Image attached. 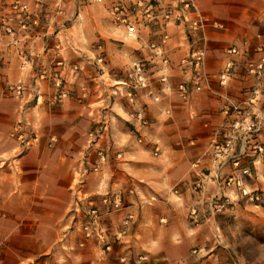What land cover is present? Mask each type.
I'll list each match as a JSON object with an SVG mask.
<instances>
[{"label": "crops", "instance_id": "1", "mask_svg": "<svg viewBox=\"0 0 264 264\" xmlns=\"http://www.w3.org/2000/svg\"><path fill=\"white\" fill-rule=\"evenodd\" d=\"M26 1L32 5L34 0ZM139 1L146 2L43 0L37 9L39 25L23 29L13 20L10 34L2 22L13 0H0V121L13 120L0 123V158L7 159L0 168V264H25L57 253L84 257L91 247L104 251V241L98 236L85 239L80 224L88 200L105 194L122 199L120 209L103 217L117 254L133 252L137 257L142 249L152 248L158 264H222L225 260L224 245L200 237L203 222L210 219L206 216L225 197L212 179L210 154L224 119L223 102L206 91L192 92L187 99L176 91L189 73L183 60L199 39L185 23L153 22L134 36L113 22L111 6L120 2L128 18L138 24L143 11ZM196 3L208 18L206 66L213 86L238 101L253 100L248 106L253 111L264 108V75L256 78L245 71L246 62L258 57L256 47L264 42V0ZM150 40L161 44L170 58L168 82H159L158 62L149 64L148 87L141 89L132 105L118 90L132 62L149 58ZM98 45L103 65L95 60ZM230 46L245 51L229 55ZM228 60L234 67L227 84L221 86L217 74ZM54 76L61 78L69 94L50 105L47 100L57 91ZM19 83L21 95L14 90ZM137 108L149 119L144 129L130 118ZM103 117L109 122L102 130V144L110 142L111 152L100 170L94 171L97 148L89 140L92 124ZM20 118L30 125L36 140L16 155L17 141L10 132ZM140 134L142 142L137 140ZM154 138L161 140L158 155L150 144ZM258 139L264 142V129ZM241 146L238 139L236 150ZM246 157L255 159L250 147ZM197 160L207 174L203 189L195 187ZM253 169L248 183L264 188L260 177L264 162L256 161ZM229 170L226 165L224 172ZM232 194L225 191L228 197ZM129 213L133 219L125 226Z\"/></svg>", "mask_w": 264, "mask_h": 264}, {"label": "built area", "instance_id": "2", "mask_svg": "<svg viewBox=\"0 0 264 264\" xmlns=\"http://www.w3.org/2000/svg\"><path fill=\"white\" fill-rule=\"evenodd\" d=\"M43 0H34L31 5L26 0H13L10 4L9 12L4 15L3 29L7 33H13V28L9 22L16 20L23 29H28L33 26H38L40 17L37 9L41 7ZM138 6L143 7L142 18L138 24L133 23L125 14V7L116 2L111 6L110 12L113 16V22L117 26H124L129 35H136L140 27L148 26L153 22L166 23L177 20L185 23L189 29L198 34L199 39L192 45L189 56L184 58L183 62L187 64L189 73L186 78L177 84L176 91L180 97L187 99L192 92L206 91L222 100V113L224 119L216 131L213 138L210 154L214 161L213 180L219 194L225 196V191L235 194L241 199L262 202L264 201V190L252 188L248 183V179L252 177L251 166L245 160L248 147L251 148L255 155L252 161L254 164L260 160L264 162V142L258 139V135L264 129V108L253 109L248 108L253 105V100L238 101L229 94L216 89L213 86V76L208 72L206 66L208 38L206 35V27L208 18L203 14L196 0H146L139 1ZM3 17V16H2ZM0 22V25L2 24ZM164 37H167L165 34ZM244 46L248 45V41L243 42ZM100 54L96 57V62L100 65L104 64V54L102 46H97ZM150 49L149 58L146 60H134L130 69L127 72L126 79L122 83L123 87L118 90L126 100L135 105L138 101L139 93L142 88L148 87V65L158 62L160 64L159 82L166 85L168 82V69L170 68V58L167 55L163 46L154 40L148 42ZM245 51V50H244ZM243 49L237 46H230L226 53L236 55L244 52ZM258 57L248 60L245 64V71L248 75L260 78L264 75V42L256 47ZM25 59L23 63H26ZM234 63L228 60L221 71L217 74L219 85L227 84L231 76ZM77 65L73 66L76 70ZM53 84L57 87V91L50 96V104H54L57 100L67 97L69 91L63 87L60 77L54 76ZM22 85L19 83L14 90L17 94L22 93ZM40 96L37 95V101ZM155 101L159 100V95L153 97ZM104 118V117H103ZM130 118L138 128H146L149 125V120L144 114L142 108H137L130 113ZM100 129V127H99ZM98 129V130H99ZM11 136L17 141L16 148L13 152L18 155L20 152L29 148L36 140V136L27 128V124L19 119L13 126ZM53 139V138H51ZM240 139L242 146L236 150V141ZM139 142L143 141L142 134L137 136ZM91 141V139H90ZM152 152L158 155L161 152L160 138H154L151 142ZM107 153L104 148L98 150V159L94 171H99L101 165L106 162ZM7 159L0 158V168L6 163ZM252 164V165H253ZM226 165H230V170L224 172ZM196 170L197 181L195 187L203 189L205 187V179L207 174L199 169V160L193 163ZM261 178L264 179V171L261 172ZM88 207L85 210V220L80 224L84 234V238L98 236L104 241V248L111 249L105 226L102 224V219L112 210H118L122 207V199L118 194H105L96 201L95 198H90L87 202ZM133 219V214L129 213L124 218L123 223L129 224ZM121 261H125V256L120 257Z\"/></svg>", "mask_w": 264, "mask_h": 264}, {"label": "rangeland", "instance_id": "3", "mask_svg": "<svg viewBox=\"0 0 264 264\" xmlns=\"http://www.w3.org/2000/svg\"><path fill=\"white\" fill-rule=\"evenodd\" d=\"M49 99L50 96L47 100L48 104H50ZM20 119L23 120L22 118ZM7 121L12 122L13 120H1L0 123L3 122L5 124ZM23 122L25 121L23 120ZM108 122L109 119L105 122L103 118L92 124L91 132L93 134L91 133V141L89 140V144L97 148V159L98 150L104 148L105 153H107L106 161L108 153L111 152V143L107 142L105 146L102 144L104 136L102 130H105ZM16 123L17 121L14 125ZM29 126L28 124L27 128L34 134ZM100 138H102L101 141L99 140ZM253 159L252 157H246V161L250 163L252 171H254ZM251 187L264 190L261 187ZM232 195L234 197L220 198L215 212L206 216V218L210 217V219L203 222L205 227H203L204 230L200 237L205 238L207 241L217 240V242L226 246H222L221 256L227 258L223 259L222 264L226 263L225 261L228 264H264V201L253 202L241 199L235 194ZM102 224L104 225L103 219ZM129 224L124 225L128 226ZM105 230L107 233L106 227ZM107 236L108 239L106 241L111 244V249L109 250L102 248L104 249L103 251L100 248L91 247L86 251L84 257H73L65 253H57V256L53 255L49 258L45 255L38 256L28 260L25 264H158L154 261L152 248H149V251L145 248L142 249V252L138 253L137 257L133 252L117 254L112 237L108 233ZM145 254L148 255L146 258L144 257ZM121 256H125V261L120 260Z\"/></svg>", "mask_w": 264, "mask_h": 264}]
</instances>
